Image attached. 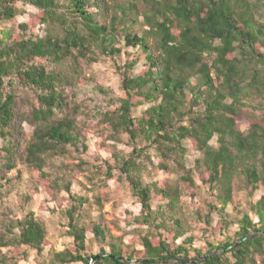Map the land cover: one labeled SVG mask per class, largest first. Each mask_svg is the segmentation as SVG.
<instances>
[{"label": "trees", "instance_id": "16d2710c", "mask_svg": "<svg viewBox=\"0 0 264 264\" xmlns=\"http://www.w3.org/2000/svg\"><path fill=\"white\" fill-rule=\"evenodd\" d=\"M17 3L39 14L19 24L17 34L0 31V247H11L19 259L22 247L42 254L51 244L46 225L25 209L42 189L54 196L67 191L72 200L58 212L73 246L52 249L53 264H88L93 256H99L93 264H258L264 255V0H0V23L23 13ZM42 24L41 34L35 29ZM89 55L114 62L119 97L83 75L79 58ZM79 86L113 104L105 114L112 138L124 137L130 146L128 153L105 147L114 160L106 161L105 176L127 181L140 201L138 220L150 230L138 231L141 248L103 220L87 223L89 199L72 194L70 178L58 168L45 171L47 160H59L67 148L89 147L71 105ZM20 91L33 96L30 116L17 109ZM19 113L35 126L30 141ZM187 141L201 152L190 169L182 161ZM150 154L160 162L157 171L147 169ZM172 161L184 169L182 185L153 177L171 174ZM18 162L32 177L20 193L24 215L11 218L3 212L4 188L22 186L20 170L6 179ZM184 195H203L204 206L184 211ZM90 242L99 245L95 254ZM14 258L0 249V264H17Z\"/></svg>", "mask_w": 264, "mask_h": 264}, {"label": "rangeland", "instance_id": "374dc122", "mask_svg": "<svg viewBox=\"0 0 264 264\" xmlns=\"http://www.w3.org/2000/svg\"><path fill=\"white\" fill-rule=\"evenodd\" d=\"M120 2L124 0H119ZM23 13L16 17L14 21H8L0 23V31L11 30L14 34L20 32L19 24L23 22H30L32 16H37L39 11L23 3L16 4ZM44 24L37 26L35 29L38 33H43ZM79 63L82 68L83 75L88 79L94 80L98 85H101L106 91H108L112 98H117L121 95L119 88L120 77L113 66V61L106 60H92V57H80ZM77 96L72 98V109H75V115L77 117V124L84 129L85 135L89 138L87 142L88 149L76 150L74 148H67L59 157L50 158L47 160L45 171L52 172L56 167L61 170L66 176H68L72 182V194L81 195L89 201L85 205L86 222L90 220L100 219L103 220L107 226L111 229L112 233L117 236H123L127 243L135 245L137 248H141L140 238L138 231H142L143 234L148 233L149 228L146 224L142 223V205L138 198H136L131 190L127 181H121L117 177L107 179L105 176L106 169L109 163H113L114 160L111 157V153L108 152L105 147H114L119 151L130 152V146L126 143V139L122 137V141L114 140V130L110 123L105 119L106 112H109L113 108V104L110 103L105 95L101 92L94 91L91 86H79L75 89ZM19 105L18 111L26 112L29 116L31 112L36 109L35 102L32 99L31 93L19 92ZM19 113L17 119L20 129L23 133L24 140L30 141L35 132V126L32 125L25 118L21 117ZM21 115V116H20ZM246 125L242 127L246 129ZM118 138V137H117ZM124 139V140H123ZM187 153L183 156V160L187 169L193 168L196 164V159L200 157L201 152L195 149L191 141L186 142ZM215 143V141H213ZM3 146V142L0 141V148ZM51 154V153H50ZM151 160L147 161L148 170L157 171L156 166L160 164L159 160L150 154ZM154 163V165H153ZM65 165V169L63 168ZM171 168L174 170L170 173L165 171H158L154 179L160 181L169 179L175 181L180 185V177L184 173L175 161L171 162ZM29 168V167H28ZM24 163L18 162V169L9 172L6 179L15 178L18 175V171L23 172V181L21 187H15L12 190H5V208L4 211L11 218H21L24 215V206L20 197V193H24L25 185H29L31 171H28ZM146 169V170H147ZM151 181V177L147 176ZM26 181V182H25ZM196 183H200L198 179H195ZM5 180L0 177V190L3 189ZM182 185V184H181ZM242 196L239 193H235V199H240ZM184 211L189 212L192 208H201L204 206V197L199 195L194 200H191L188 196H183ZM72 203L70 195L67 191H61L57 196L52 195L45 190L40 189L34 195L33 201L28 204L25 209L31 210L35 213L37 219L43 222L48 229V238L50 245L47 246L42 254H39L35 250L22 247L19 251L21 258H14L13 249L11 247H0L2 253L8 257L14 258L17 264H53L51 260V250L62 251L66 248L73 246V238L67 235L66 221L59 215V210L68 208ZM9 209L11 212L5 211ZM50 208V210H48ZM51 210L56 212L52 213ZM198 237V243L203 242L202 233L200 230L195 231ZM92 235H88L89 241H91ZM203 239V240H202ZM89 252L95 254L99 250V245L88 244ZM169 262V261H168ZM258 264H264V255L257 257ZM11 264V262H6ZM13 264V263H12ZM82 264V263H75Z\"/></svg>", "mask_w": 264, "mask_h": 264}, {"label": "water", "instance_id": "95a60500", "mask_svg": "<svg viewBox=\"0 0 264 264\" xmlns=\"http://www.w3.org/2000/svg\"><path fill=\"white\" fill-rule=\"evenodd\" d=\"M252 236H254V234L250 235V236L247 237L246 239H249V238H251ZM246 239H244V240H246ZM244 240H242V241H244ZM242 241H239L238 243H236V245L241 244ZM218 252H219V249H217V250L211 252L208 256L214 255V254H216V253H218ZM97 257H99V256H93V257H91V259L89 260V263H88V264H93L94 261H95V259H96ZM205 258H207V256H205V257H203V258H201V259H205ZM176 262H179V261L176 260ZM193 262H194V261H190L189 263H193Z\"/></svg>", "mask_w": 264, "mask_h": 264}]
</instances>
